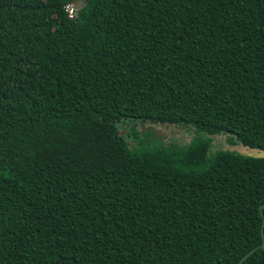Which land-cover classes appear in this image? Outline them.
<instances>
[{
	"label": "trees",
	"instance_id": "obj_1",
	"mask_svg": "<svg viewBox=\"0 0 264 264\" xmlns=\"http://www.w3.org/2000/svg\"><path fill=\"white\" fill-rule=\"evenodd\" d=\"M82 1L0 0V264L236 263L262 240L264 158L229 145L264 149V0Z\"/></svg>",
	"mask_w": 264,
	"mask_h": 264
},
{
	"label": "rangeland",
	"instance_id": "obj_2",
	"mask_svg": "<svg viewBox=\"0 0 264 264\" xmlns=\"http://www.w3.org/2000/svg\"><path fill=\"white\" fill-rule=\"evenodd\" d=\"M82 4V0H77L76 6H81ZM127 124L129 123H123L120 125L119 129L123 135L126 134L125 129L128 127ZM131 125L134 127L140 138H156L164 142L174 140L180 144H187L193 136L192 130L183 126H171L164 123L141 121L133 122ZM216 148H219L218 144L212 146V149Z\"/></svg>",
	"mask_w": 264,
	"mask_h": 264
},
{
	"label": "water",
	"instance_id": "obj_3",
	"mask_svg": "<svg viewBox=\"0 0 264 264\" xmlns=\"http://www.w3.org/2000/svg\"><path fill=\"white\" fill-rule=\"evenodd\" d=\"M229 148L234 149V150L239 151V152H244L246 155L251 156V157L264 158V149H259L257 147H250V146L244 145L242 143L229 145ZM259 209H260L261 216H262V224H261L262 240H261V242L259 244H257L256 246L252 247L244 255H242L241 258L234 264H242V262L250 254H252L257 248L264 247V214H263L264 204H261Z\"/></svg>",
	"mask_w": 264,
	"mask_h": 264
},
{
	"label": "built area",
	"instance_id": "obj_4",
	"mask_svg": "<svg viewBox=\"0 0 264 264\" xmlns=\"http://www.w3.org/2000/svg\"><path fill=\"white\" fill-rule=\"evenodd\" d=\"M67 11H68L69 17H74L76 15V8L73 4L67 5Z\"/></svg>",
	"mask_w": 264,
	"mask_h": 264
}]
</instances>
